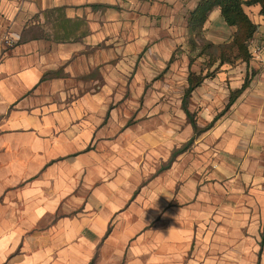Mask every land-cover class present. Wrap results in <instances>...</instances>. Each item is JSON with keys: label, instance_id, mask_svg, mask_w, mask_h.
Returning a JSON list of instances; mask_svg holds the SVG:
<instances>
[{"label": "crops", "instance_id": "obj_1", "mask_svg": "<svg viewBox=\"0 0 264 264\" xmlns=\"http://www.w3.org/2000/svg\"><path fill=\"white\" fill-rule=\"evenodd\" d=\"M118 1L0 0V264H264L261 5H244L257 30L252 59L237 70L251 72L252 80L234 102L243 119L241 129L229 132L237 137L236 160L225 157L221 181L214 182L196 174L197 144L176 154L182 148L166 149L164 126L129 124L107 106L113 98L102 96L86 45L103 36L92 17L119 15ZM199 1H145L141 21L151 6L152 14L176 13L184 34L173 39L187 38L189 67L192 43H200L188 23ZM62 19L71 28L68 40L34 35L53 34ZM234 31L217 7L201 35L220 45ZM9 36L17 40L13 46L4 43ZM212 81L189 97L193 115L197 93L217 86ZM242 84L231 87L228 100ZM182 102L195 142L203 134L207 141L210 129L225 131L216 115L197 134ZM208 145H200L206 158Z\"/></svg>", "mask_w": 264, "mask_h": 264}, {"label": "rangeland", "instance_id": "obj_2", "mask_svg": "<svg viewBox=\"0 0 264 264\" xmlns=\"http://www.w3.org/2000/svg\"><path fill=\"white\" fill-rule=\"evenodd\" d=\"M145 1L154 0H119V15L109 18L108 15L95 13L92 17L103 36L98 41L86 45V54L87 59H95L93 75L99 76L101 94L113 98V102L107 106L111 111L116 110L123 121L133 125L146 122L150 128H155L156 125L164 126L166 149L169 145L181 148L192 145L191 150L194 151V145L197 144L196 174L214 182L221 181L222 176L218 169H222L225 157L235 161L237 154V137L229 132L231 129V133L237 132L242 128L243 122L242 117L236 116V112L239 113L238 104H233L225 110L229 101L228 95L231 87L246 79L251 82L252 73L238 71L237 66L242 64L239 60L220 66L216 63L210 67L209 56H196L197 50L189 67L187 50L190 45L187 38L181 40L183 36H180L173 39L174 36H179L180 32L184 34V23H174L173 16L176 13L167 14L164 8L152 14V6L149 7L146 22H141L146 10ZM167 4L171 7L170 12L175 10L171 2ZM197 39L200 45L209 42L206 33ZM180 41L181 44H178ZM211 52L218 53V50L211 48ZM172 54L175 56L172 62L168 63ZM190 71L212 73L213 77L208 80L217 83V86L212 85V88L202 87L191 107L201 129L206 127L214 116H220L216 125L219 123L217 127H220L223 123L225 131L221 133L222 128L215 131L210 129L211 134L207 141L203 134L196 136L195 142L181 108V98ZM225 112L227 113L224 114ZM261 139H264V135ZM206 142L209 143L210 149L207 158L200 149V145ZM227 144L230 145V153Z\"/></svg>", "mask_w": 264, "mask_h": 264}, {"label": "trees", "instance_id": "obj_3", "mask_svg": "<svg viewBox=\"0 0 264 264\" xmlns=\"http://www.w3.org/2000/svg\"><path fill=\"white\" fill-rule=\"evenodd\" d=\"M259 3L261 5V13L264 14V0H200L197 7L191 12L189 17L188 27L195 36L199 37L201 35L202 27L206 22L209 14L215 8H220L222 16L225 22L234 27L235 31L233 33L232 39L220 45H214L213 43L207 42L202 45L198 44L197 41L192 43L193 50H197L196 56H209L210 64L212 67L219 61V65L225 62H231L233 60H239L240 62L249 63L252 59V52L250 50V41L252 40L256 30L257 25L251 20L250 16L244 9V5H251ZM54 10L48 11V15L52 16ZM64 20V22H63ZM61 23H58V29L55 30L53 34L46 32L45 30H38L34 35L41 36L43 38L49 39L53 38L58 41H66L71 36V28L66 29L67 20L62 19ZM64 32L62 33V31ZM87 33V30H84L83 34ZM28 40L27 36L20 38L18 43L26 42ZM211 48H216L218 53L211 52ZM195 57H191V62H193ZM209 77H213L212 73H205L201 71L190 72L188 76V86L184 92L182 107L185 110L189 120L194 126V129L197 134H200L202 130L209 129L217 120V117L204 129L198 130L196 120L194 115L188 108V99L191 96L192 92L202 84V82ZM250 82L246 79L242 87L234 90L230 94L229 101L225 107V110H228L240 96V94L249 86ZM188 147V146H187ZM186 149V146L182 149L176 151L175 153L182 152Z\"/></svg>", "mask_w": 264, "mask_h": 264}, {"label": "built area", "instance_id": "obj_4", "mask_svg": "<svg viewBox=\"0 0 264 264\" xmlns=\"http://www.w3.org/2000/svg\"><path fill=\"white\" fill-rule=\"evenodd\" d=\"M17 40L13 39L12 37H7L5 40H4V43L7 45V46H13L14 44H16Z\"/></svg>", "mask_w": 264, "mask_h": 264}]
</instances>
